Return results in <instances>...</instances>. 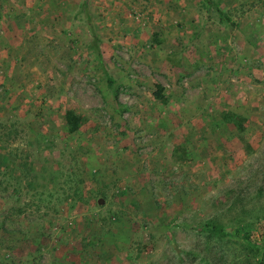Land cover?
<instances>
[{
  "label": "rangeland",
  "instance_id": "rangeland-1",
  "mask_svg": "<svg viewBox=\"0 0 264 264\" xmlns=\"http://www.w3.org/2000/svg\"><path fill=\"white\" fill-rule=\"evenodd\" d=\"M211 2L0 0V264L264 259V0Z\"/></svg>",
  "mask_w": 264,
  "mask_h": 264
},
{
  "label": "trees",
  "instance_id": "trees-1",
  "mask_svg": "<svg viewBox=\"0 0 264 264\" xmlns=\"http://www.w3.org/2000/svg\"><path fill=\"white\" fill-rule=\"evenodd\" d=\"M205 2H207L209 5H213V9H215V12L217 13L219 20L222 21H226L229 22V18L223 13V11L217 6L212 4L211 0H204ZM111 82V81H109ZM155 92H153V96L155 97V99H157L158 101H160L162 104H166L167 101L164 97V88H162L160 85H155ZM228 115V117H226ZM225 116V118L228 121H231L234 125H236L237 127H242L240 126V123L243 121V118L239 115H234V114H228ZM63 121L65 126L68 129V132L72 133L74 131H76L80 125L83 123V118L81 115L76 114L75 112L71 111V110H66L64 112V116H63ZM198 227H200V229L204 232H208V233H214V234H219V235H223V236H231L232 232L231 231H226L224 230V228L214 225V224H210L208 222H202L199 223L197 225ZM241 237L248 241L250 244L252 245H256L254 244V240H253V236L250 232H242L241 233ZM259 264H264V259L259 261Z\"/></svg>",
  "mask_w": 264,
  "mask_h": 264
},
{
  "label": "crops",
  "instance_id": "crops-1",
  "mask_svg": "<svg viewBox=\"0 0 264 264\" xmlns=\"http://www.w3.org/2000/svg\"><path fill=\"white\" fill-rule=\"evenodd\" d=\"M134 32L137 33L138 32V29H135Z\"/></svg>",
  "mask_w": 264,
  "mask_h": 264
}]
</instances>
